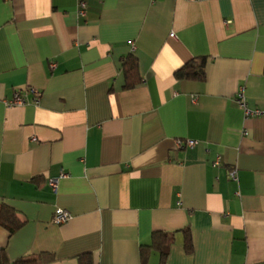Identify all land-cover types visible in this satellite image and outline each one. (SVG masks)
<instances>
[{
    "label": "crops",
    "instance_id": "1",
    "mask_svg": "<svg viewBox=\"0 0 264 264\" xmlns=\"http://www.w3.org/2000/svg\"><path fill=\"white\" fill-rule=\"evenodd\" d=\"M199 57L205 81L177 80ZM241 91L264 111V0H0V205L24 223L0 262L264 264V116ZM157 232L174 242L144 263Z\"/></svg>",
    "mask_w": 264,
    "mask_h": 264
},
{
    "label": "trees",
    "instance_id": "2",
    "mask_svg": "<svg viewBox=\"0 0 264 264\" xmlns=\"http://www.w3.org/2000/svg\"><path fill=\"white\" fill-rule=\"evenodd\" d=\"M206 63L207 59L205 57L195 58L178 70L175 74V77L179 81L189 80L203 82L206 79ZM122 69L125 77V89L132 90L136 88L141 83L138 59L133 55L128 56L123 61ZM0 225L8 227L10 232L14 233L22 228L24 223L19 220L12 208L6 205H0ZM184 233L186 234L185 248L188 252H190L193 248L190 230L186 229L184 230ZM173 242V234L170 235L162 232L154 233L152 245L145 246L141 250L142 261L144 263L147 261L152 249L159 250L162 253V258H166L169 253V248ZM1 252L3 254V258L0 264H5L7 261L5 253L3 250ZM23 263L32 264L24 261L20 262L19 264Z\"/></svg>",
    "mask_w": 264,
    "mask_h": 264
},
{
    "label": "built area",
    "instance_id": "3",
    "mask_svg": "<svg viewBox=\"0 0 264 264\" xmlns=\"http://www.w3.org/2000/svg\"><path fill=\"white\" fill-rule=\"evenodd\" d=\"M78 15L81 17H85V15H86V4L84 2H81L79 4ZM171 37L174 38V34H172ZM53 67H54V65H53ZM30 93L34 97L33 98L34 104H38L39 99H40V92L38 90H35V89H30ZM26 103H27V101H26L25 97L22 96L21 93H19V92L15 94L14 99L12 101L8 102V104L16 105V106H24V105H26ZM237 103H238L239 107L244 111L246 118L264 116V111H262V110H251L248 107L246 97L244 96V93L242 91L237 96ZM196 144H197V142L191 141V140H189L185 143H183L181 141H179L177 143L178 149H184L185 147L194 148L196 146ZM215 165H218V163ZM65 177H67V175L62 174L59 178H54V179L49 181V187L52 189V191L57 192L58 183H59L60 179H63ZM228 177L230 180L237 182L238 181L237 169L230 170ZM70 219H71V216L69 213L65 212L62 209H58L55 212L53 222L56 224H65Z\"/></svg>",
    "mask_w": 264,
    "mask_h": 264
}]
</instances>
